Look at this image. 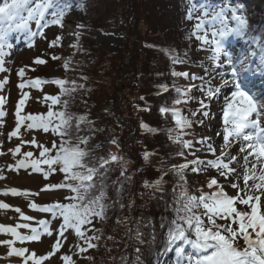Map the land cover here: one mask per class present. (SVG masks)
I'll return each mask as SVG.
<instances>
[{"label":"trees","instance_id":"trees-1","mask_svg":"<svg viewBox=\"0 0 264 264\" xmlns=\"http://www.w3.org/2000/svg\"><path fill=\"white\" fill-rule=\"evenodd\" d=\"M4 2L0 0V6ZM55 2L64 10V15L72 5L82 8L87 19L82 27L83 34L68 48V53L56 56L61 69L51 81H66L63 87L69 91L61 95V85L53 83L61 99L53 110H65L63 101H67L66 111L74 117L70 129L72 141L75 143L77 137L87 138V144L81 147L89 153L85 159L90 166H98L100 158L107 159L109 153L119 157L99 168L95 177L96 188L92 195H99L103 187V215L92 217L90 224L82 226L84 236H77V250L82 252L84 259L78 263L69 255L72 264H168L179 242L167 246L166 234L175 216L176 196L183 184L172 166L208 153L206 145L194 143L192 149L183 150L184 156L177 155L181 146L173 142L170 135L175 137L183 131L186 133L182 137L184 140L198 141L205 135L201 131L203 123L194 122L190 127L180 128L170 111H160L162 106L172 107L173 100L178 97L176 88L186 90L190 84L201 85L200 80L174 76L173 70L202 76L204 80L208 76L200 65L209 64L208 57L212 53L207 46L201 47V42L192 35L187 21L189 9L239 6L247 19V28L245 34L237 38L258 44L261 49L264 46V0ZM113 7H118L119 11ZM250 8L254 15H248ZM22 14L27 15L26 12ZM117 18L126 27L124 46L119 53L110 55L95 41L93 33L108 29V24ZM7 23L0 21V27ZM175 58L183 62L174 63ZM162 85L167 86V91ZM190 95L194 98L176 105L179 115L192 121L202 120L201 113L197 112L195 117L191 113L200 107L201 99L205 100L204 94L200 89H193ZM75 117H85L79 130ZM169 129L174 131L169 133ZM54 167L57 171L53 174H59L58 181H63L64 174L58 170L59 166ZM208 170L196 173L191 166L185 169L184 180L190 193L198 195L201 188L205 192L214 191L207 187L211 178ZM161 176L163 183L157 188L153 182ZM51 194L54 198L71 195L67 189H57ZM89 243L95 247H89ZM185 248V254L191 251L188 246Z\"/></svg>","mask_w":264,"mask_h":264},{"label":"snow or ice","instance_id":"snow-or-ice-1","mask_svg":"<svg viewBox=\"0 0 264 264\" xmlns=\"http://www.w3.org/2000/svg\"><path fill=\"white\" fill-rule=\"evenodd\" d=\"M49 9L52 11L49 13ZM230 11V15L226 12ZM26 12L27 15L22 13ZM193 10L189 9L188 19H195L197 22L193 26L192 35L201 42V47L207 46L212 55L208 59L212 62V71L219 76L221 83L225 86L231 84L230 94L224 96L222 107L223 120V141L220 154L216 155V149L212 144L208 143L210 137H202L198 141L184 140L182 137L186 135L183 131L175 137L170 135L173 142H177L181 146V151L177 153L184 156V149H192L194 143L206 145L207 150L215 158L202 160L199 157L187 160L182 164L172 166V171L180 177L183 184L180 185V192L175 199L174 218L169 222L168 232L166 234V244L178 246L175 249V258L170 264H264V95H257L247 89L242 74L249 71L244 60L235 61L234 58L224 50L223 41L229 35L243 36L247 28V19L242 14L239 6L230 9L222 8L219 11H203L200 16H193ZM51 15V20L48 16ZM64 10L56 5L55 0H5L0 6V21H7L4 27H0V66L3 64V49L7 46L8 33L15 29H27L29 24L34 21L42 30L51 24H62ZM234 21V26H229L228 21ZM207 26V30L206 29ZM83 27V25H78ZM37 33H31L35 36ZM42 34V31H41ZM255 40L256 38H252ZM59 40L53 41L54 45ZM223 60L221 62V57ZM52 59H58L52 57ZM35 63H45L46 61L37 58ZM174 63L183 62L175 58ZM67 65H65L66 67ZM0 70H3L0 67ZM264 72V46L261 47L260 66L255 70ZM208 69H205V74ZM19 76L24 75V70H18ZM174 76H183L186 79L200 80L201 85L190 84L186 90L176 88L178 97L173 100L171 108L161 107V113L171 112L176 118V125L180 128L190 127L194 122L203 123V120L192 121L187 117H180L179 109L176 105L187 103V100L193 99L190 95L193 89H200L206 96L207 100H212L221 93L220 87H212L211 81L204 80V77L190 74L188 72H176L173 70ZM228 79H225V77ZM5 81H0V88L3 87ZM44 83H56L61 85V95L68 92L69 89L63 85L67 83L64 80L55 79L45 81L40 78L25 81L18 85L21 89L25 85L40 89ZM203 85H209L203 87ZM161 88L167 91V86L162 85ZM27 92L22 93L21 99L17 103L16 108V127L9 132L8 138L20 136L21 127L25 131L42 130L45 133L51 132L59 138V142L52 141L51 148L39 144L35 137L29 141H21V143H30L39 149V158H33L32 152L23 153V157L16 161L14 165H8L9 170H19L31 168L33 173L43 174L47 178L50 174L57 171L54 165L59 166L58 170L64 174V180L59 184L46 185L42 191H54L57 189H67L71 195L65 197L67 203L55 202L48 205H36L34 202L29 207L51 213L52 218H62L59 228L55 230V242L51 245L52 251L46 255L37 256L35 252H30L24 247H14L17 240L39 241L42 235L52 236L54 233L49 228L51 223L48 220L41 219L37 221L40 226L32 227L27 221L34 218L25 215L19 207L12 210L20 214L23 223L13 225L0 224V233L11 234L13 239L0 240V244L8 246L9 256H18L22 258L23 264H42L44 260L55 254L62 246L65 239V231L72 229L77 236L83 237V225L90 224L94 216H102L104 205L101 203L104 191L101 187L99 195L93 196L92 191L96 188L95 177L99 172V168H104L111 162H115L119 157L114 153H109L108 158H100L98 166H90L86 162L89 155L81 144H87L86 137H77L73 143L70 129L73 115L66 111L67 101H63V111H54L53 106L60 104L59 95H44V102L47 104L48 111L41 114L22 115V106L28 99ZM186 98V99H185ZM4 102V98L0 97V105ZM200 107L191 113L193 117L197 112L203 117H208L209 104L205 100L199 101ZM4 112L0 108V116ZM76 128L79 130L80 123L85 117H75ZM143 126V125H142ZM169 133L174 131L168 130ZM220 135V133H217ZM115 142V141H113ZM238 144V151L232 155L229 149L233 145ZM15 155L20 152V146L9 149ZM54 153V154H52ZM3 153H0L2 155ZM195 155V153H192ZM147 153L145 157L147 158ZM243 163L240 164V160ZM238 164L242 168V172H238L237 168L232 167ZM46 165L47 169L42 167ZM191 166L192 171L199 173L208 168H215L218 176H212L207 187L214 191L205 192L203 188L199 190V194L190 193L187 188V181L184 180L185 169ZM123 174V173H122ZM235 177V179H233ZM0 179H3L0 176ZM221 180L224 182L221 183ZM243 181L242 185L240 181ZM159 188L163 183V176L153 182ZM226 187L233 189V193L229 194L225 191ZM0 194L7 196L18 195H35L28 190L21 191L15 187L0 190ZM243 206V210H241ZM12 206L3 200H0V209H9ZM18 228L29 229V235H22L17 231ZM139 235V234H138ZM91 239V238H89ZM99 239V237H96ZM241 241L243 243H241ZM143 241H141L142 243ZM89 247H95L89 243ZM188 246L191 251H187ZM85 249H81L84 251ZM139 252V249H136ZM61 259L65 264H72L68 255H63ZM122 259H125L122 257ZM138 259V257H137Z\"/></svg>","mask_w":264,"mask_h":264},{"label":"rangeland","instance_id":"rangeland-1","mask_svg":"<svg viewBox=\"0 0 264 264\" xmlns=\"http://www.w3.org/2000/svg\"><path fill=\"white\" fill-rule=\"evenodd\" d=\"M221 9L222 8L202 10L195 7L192 14L196 17L200 16L203 11L212 12ZM113 10L116 12L119 11L118 7H113ZM51 11L52 10H49V13ZM249 14L254 15L253 10ZM226 15H230V12L227 11ZM51 18V15H49L48 19L51 20ZM86 19L87 16L83 9L72 5L68 9V12L63 15L61 25L50 23L47 27H44L41 30L34 21H31L29 24L31 31L27 30V33L22 29V31H20L22 32V35H11L10 31L7 37V46L3 49V64L0 66L3 70H0V81L6 80V83L0 88V97L4 98L3 104L0 105V108H2L4 112V115L0 116V153H3L0 155V176L6 180H17L20 185L18 189L21 191L28 190L29 192L36 194L28 196H12L11 194L4 196L0 194L1 200L8 197L16 198V204L10 208V213H6L7 211L4 212L0 209V218L3 215H7L9 218L7 225L10 224L13 226L17 223L25 222L21 220L19 213L12 210L13 208L19 207L25 215L34 218L31 221H27L32 227H37L39 229L40 226L37 224V221L41 219L51 222L49 228L54 233L52 236L42 235L39 241L20 242L17 240L14 245V247L17 248H27L30 252H35L37 256L46 255L52 251L51 245L56 239L55 230L59 228L62 219L61 217L53 219L51 213L34 210L29 207V204L34 202L36 205H48L55 202L63 203L66 201V195H60V197L54 198L53 194H51L52 191H42L46 185L59 184L60 181L58 180L60 175L52 173L45 178L43 174L33 173L30 167L27 169L9 170L8 165H14L17 160L23 157V153L25 152H32L33 158H39V149L30 143H21L22 140L29 141L35 137L39 144L50 148L52 146V141H57V137L51 132L45 133L42 130L25 131L23 127H21L20 136H15L9 139L8 134L16 127V108L18 101L22 97V93L27 92L29 96L25 104L22 106L21 114H41L46 113L48 110L47 104L43 100L44 95H58V90L53 83H44L41 85L40 89L33 88L27 84L21 89L18 85L36 78L51 81V77L57 74L61 69L59 61L57 59H52V57L68 53V48L83 34L82 27H78V25H83L86 22ZM187 21L188 26L193 30V26L197 21L195 19H188ZM228 23L229 26H234L235 24V22L231 20L228 21ZM108 25V29L94 32L93 37L99 45L105 47L108 54L112 55L119 53L122 50L126 27L118 18L114 23L111 22ZM205 30H207V26ZM33 32L37 34L32 36L31 33ZM235 36L236 35H229L224 39V50L227 51L235 61L244 60L245 64H247L249 71L243 73V77V75L255 70V65L252 64L255 61L260 62L261 53L256 46L243 44L239 39L236 40ZM57 37H59V40L53 45L52 42L56 41ZM188 40H191V38ZM37 58L46 62L40 64L35 63L34 61ZM249 59L254 62L250 64L251 61L249 62ZM222 60L223 55L221 57V62ZM200 66L208 69L206 81L210 80L212 87L218 86L221 88V93L210 101L207 100L205 95H203L206 103L209 104V108L207 109L209 116L206 118L202 117L203 125L201 128V131L205 134L204 137H210L208 143L212 144L216 149V155L218 156L220 154L219 150L221 145L224 143L222 135V107L224 96L230 94L232 86L231 84L225 86L221 83L219 76L211 70L213 67L212 62H210V64L203 63ZM20 69L24 70L23 76L17 74ZM225 79H228V77L226 76ZM257 82L260 83L261 79ZM208 86L209 85H206V87ZM217 133H220V135H217ZM17 145L20 146V152L13 155L9 149H14ZM229 151L232 155H235L238 151V144L233 146L232 149H229ZM200 156V159L202 160L215 158L209 152ZM239 163L242 164L243 160L241 159ZM42 167L45 168V170L47 169L46 165H42ZM232 167L237 168L238 172H242V168H240L238 164L234 163ZM212 176H218V174L216 169L209 168L208 177ZM233 179H235V177H233ZM223 182L224 181L221 180V183ZM240 183L242 185L243 181L241 180ZM225 191L232 194L234 190L230 187H226ZM241 210H243V206H241ZM34 212H38L40 215L37 217ZM17 231L22 235L30 234L29 229L18 228ZM64 235L65 239L63 240L59 251L44 260L42 264H65L61 259L63 255L72 256V258L77 260L78 263L83 262L84 255L77 250V244L79 243L77 235L71 229L66 230ZM9 239H13V237L8 233H6L4 238H0V240ZM174 258L175 256L172 257L171 261H173ZM0 264H23V261L21 257L15 255L9 256L8 246L0 244ZM28 264H32V262L28 261Z\"/></svg>","mask_w":264,"mask_h":264},{"label":"bare ground","instance_id":"bare-ground-1","mask_svg":"<svg viewBox=\"0 0 264 264\" xmlns=\"http://www.w3.org/2000/svg\"><path fill=\"white\" fill-rule=\"evenodd\" d=\"M249 62L251 61V59L248 60ZM257 63V62H256ZM252 64V63H250ZM257 65L260 66V63L258 62ZM264 95V94H263ZM233 146H236V145H233ZM19 188L20 185H19V182L17 180H6V179H0V190H3L5 188ZM8 196V195H7ZM1 200V198H0ZM4 202L10 204L11 206H14L16 204V198L14 197H8L6 199H3ZM4 212L6 213H10V208L9 209H2ZM9 221V218L7 215H3L1 218H0V224H5L7 225ZM6 236V233H0V238H4Z\"/></svg>","mask_w":264,"mask_h":264}]
</instances>
